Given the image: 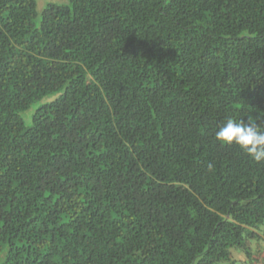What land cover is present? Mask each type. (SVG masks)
<instances>
[{
    "label": "trees",
    "instance_id": "obj_1",
    "mask_svg": "<svg viewBox=\"0 0 264 264\" xmlns=\"http://www.w3.org/2000/svg\"><path fill=\"white\" fill-rule=\"evenodd\" d=\"M69 1L0 0V264L230 261L264 162L215 132L264 130V0Z\"/></svg>",
    "mask_w": 264,
    "mask_h": 264
},
{
    "label": "clouds",
    "instance_id": "obj_2",
    "mask_svg": "<svg viewBox=\"0 0 264 264\" xmlns=\"http://www.w3.org/2000/svg\"><path fill=\"white\" fill-rule=\"evenodd\" d=\"M215 139L222 145H235L257 163L264 162V130L255 119L227 118L215 132Z\"/></svg>",
    "mask_w": 264,
    "mask_h": 264
},
{
    "label": "rangeland",
    "instance_id": "obj_3",
    "mask_svg": "<svg viewBox=\"0 0 264 264\" xmlns=\"http://www.w3.org/2000/svg\"><path fill=\"white\" fill-rule=\"evenodd\" d=\"M49 3H53V4H67L70 5V1L69 0H36V17L34 18V23L37 24L38 23V19L40 17V14L43 10L44 7H46L47 4ZM46 99V98H45ZM37 105V103L33 104L29 109H27L26 111H23L21 113L23 122L25 124V126L30 125L31 123V115L33 112L34 107ZM262 228H264V224L261 226ZM245 251L239 247H233L231 248V259L229 260H224V261H220L218 262V264H240V257L241 256H245Z\"/></svg>",
    "mask_w": 264,
    "mask_h": 264
},
{
    "label": "crops",
    "instance_id": "obj_4",
    "mask_svg": "<svg viewBox=\"0 0 264 264\" xmlns=\"http://www.w3.org/2000/svg\"><path fill=\"white\" fill-rule=\"evenodd\" d=\"M257 234L248 239L246 254L240 257V264H264V228L260 227Z\"/></svg>",
    "mask_w": 264,
    "mask_h": 264
}]
</instances>
